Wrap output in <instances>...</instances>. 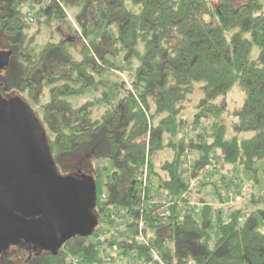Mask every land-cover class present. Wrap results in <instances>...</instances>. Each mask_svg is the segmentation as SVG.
<instances>
[{
	"label": "trees",
	"instance_id": "trees-1",
	"mask_svg": "<svg viewBox=\"0 0 264 264\" xmlns=\"http://www.w3.org/2000/svg\"><path fill=\"white\" fill-rule=\"evenodd\" d=\"M24 3L38 8V24L58 31V39L35 42L41 28L27 30ZM0 53V97L38 105L32 111L57 173L94 184L104 176L107 203L146 221L151 247L164 264H264V188L228 215L210 204L222 201L220 179L180 198L188 188L186 152L193 175L208 165H239L257 181L255 164L264 158V0H0ZM127 68L131 90L123 81L113 85L117 101L97 116L93 101L73 107L67 100L106 86L104 70ZM234 85L243 97L230 109L227 96ZM121 89L125 95L118 98ZM45 92L48 100L40 103ZM102 99L108 103L106 95ZM188 105L194 110L192 131L201 127L205 133L175 138ZM147 147L160 155V166L150 168L147 194L163 190L175 200L166 221L137 196L134 179ZM191 200L201 203L198 212L188 206ZM104 210L96 196L97 220ZM95 230L63 246L82 264L115 261L107 252L114 242L106 240L104 258L96 251ZM115 244L118 259L130 253L149 259L130 237ZM13 248L0 251V264H67L62 246L49 251L21 241Z\"/></svg>",
	"mask_w": 264,
	"mask_h": 264
},
{
	"label": "water",
	"instance_id": "water-1",
	"mask_svg": "<svg viewBox=\"0 0 264 264\" xmlns=\"http://www.w3.org/2000/svg\"><path fill=\"white\" fill-rule=\"evenodd\" d=\"M44 136L31 106L0 97V251L21 241L52 251L97 225L93 179L59 175Z\"/></svg>",
	"mask_w": 264,
	"mask_h": 264
},
{
	"label": "built area",
	"instance_id": "built-area-1",
	"mask_svg": "<svg viewBox=\"0 0 264 264\" xmlns=\"http://www.w3.org/2000/svg\"><path fill=\"white\" fill-rule=\"evenodd\" d=\"M33 12L32 9L25 12L24 18L27 23L32 20ZM192 129L193 127L189 130L188 128H185V132H190L191 134ZM194 133L204 135L205 132L203 129L199 128ZM181 136L182 135L180 134L178 135L179 138H181ZM183 137L187 138L186 135H183ZM183 159L185 163V177L188 182V188L180 194V198H188L191 191L195 192L197 190L199 183L207 184L216 179H220L219 191L222 197V202L217 205V207L221 209L222 214L228 215L234 207L242 205L240 204V199H243V196H239L236 191L238 178L236 177L235 172L231 173L229 169H225L222 166L219 168L218 166L214 167L208 165L198 174L193 175L194 166L190 152H186ZM151 166L154 168L160 166L159 154H150L147 147L145 150L143 165L138 169L134 179L137 196L144 200V203L142 204L144 208L155 211L158 219L166 221L171 216L170 207L174 205L175 200L172 195L163 190L147 194L146 189L150 187L149 173ZM228 182L229 184H227ZM97 199L100 204L104 205L105 210L103 215H101L97 221L96 230L92 239L95 243L96 251L104 258L105 242L106 240H110L111 242H114V245L110 247V250L112 254L117 257L116 253L119 251V248L115 243L118 242V240H126L130 237L135 245L146 248L147 255L149 256V259L146 261H143L142 258H132L133 260H127L122 263L108 261L100 264H164L157 250L151 247L153 232L142 217H135L134 213L127 208L108 204L107 196L104 193L97 196ZM177 202H179V200H177ZM188 206L191 207L194 212H198L201 203L199 201L191 200L188 202ZM182 216L183 211H180L179 218ZM212 225H215V220H212ZM214 240L215 233L214 231H210L208 237L209 245H212ZM62 248L67 264H82L79 257L72 255L63 245Z\"/></svg>",
	"mask_w": 264,
	"mask_h": 264
},
{
	"label": "rangeland",
	"instance_id": "rangeland-1",
	"mask_svg": "<svg viewBox=\"0 0 264 264\" xmlns=\"http://www.w3.org/2000/svg\"><path fill=\"white\" fill-rule=\"evenodd\" d=\"M30 9L31 8H30L28 3H24L21 7V10L24 13ZM39 20H40V18H39V14H38V8L36 7V8H34L33 18L28 23L27 30L29 32H31L33 29L37 28L39 25L38 24ZM39 28H41V32L36 37V40H35L36 43L41 44L44 41H46L48 38H51L54 40L59 38L60 34L58 31H56V30L51 31L48 27H46L42 23L39 25ZM59 29L62 31V34L67 35L66 27L63 24L59 25ZM73 53L76 56V53L75 52H73ZM252 54L253 55L255 54L254 48H252ZM130 72H131V68L124 69L121 73L118 71L104 70L101 74V78L103 80L108 81L106 86L99 85V86H97V88H92V87L88 88L83 94L70 96L67 98V100L70 102V104L73 107H77L81 104H84L87 101H93L95 103V106L92 110L93 111L92 116L95 117L105 109L107 104L113 105L117 101V98H114L111 94L112 93L111 87L113 85H120L123 81V82H125L124 83L125 87H127L131 90V87L129 84ZM231 91L227 96V100L229 102V108L233 109L236 106H239L241 104L243 95H242L241 91L238 89V86H236V85H234L232 87ZM104 95H106L109 98L108 103H106V101L104 99H102ZM124 95H125L124 89H121L118 93V98H120ZM197 95H198V90L196 89L194 92L195 98L197 97ZM47 100H48V96H47V93L45 92L44 95L40 98L39 102L44 103ZM29 102H30V106L32 107V109H35V110L39 109L37 104L35 105L31 101H29ZM193 114H194V110L192 109L191 105H188L187 108L182 112V114L180 116L184 120V123L182 124V126H180V129L177 130L175 138L179 139V137H178L179 134L182 136L186 135L187 137H190V135H191L190 132L189 133L185 132V128H188V130H189L193 127L191 124V119H192ZM199 128H201V127H197L196 130L192 131L191 133L196 132L197 129H199ZM159 160H160V155H159ZM75 161L77 162V160H75ZM219 161H221V160H219ZM69 163L72 164L74 162H73V160H69ZM218 167L220 168V165H218ZM255 167L258 169L257 174H256L257 181L254 179V175L251 172H247V171L243 170L239 165H234L233 168L230 169L231 173L235 172L236 177L238 178L236 191L238 192L239 196H243V199H240V204H242V205L238 206V207L237 206L234 207V209L232 211H235L236 209H238L240 207L242 209L244 208V206L246 207V205H248V203H249L250 193H253L254 195H258L263 190V188H264V158L257 161V163L255 164ZM103 178H104V176L98 177L95 180L96 181L95 182L96 196H100L103 193L102 192ZM229 182L227 184H229ZM198 185H201V184L199 183ZM221 202H217L216 200H214V201H211L210 204L214 207H217V205H219ZM13 247H14L13 245L9 246L8 249L9 248L14 249ZM107 252H111V250L110 251L108 250ZM134 254L135 253H130L127 255L126 258L118 259L119 255H120V250H119L116 253L117 257H116L115 261L122 263V262H126L127 260H133L132 256Z\"/></svg>",
	"mask_w": 264,
	"mask_h": 264
}]
</instances>
